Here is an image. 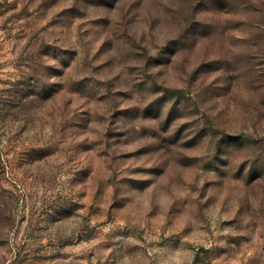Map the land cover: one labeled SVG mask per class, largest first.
I'll list each match as a JSON object with an SVG mask.
<instances>
[{
  "label": "rangeland",
  "instance_id": "1",
  "mask_svg": "<svg viewBox=\"0 0 264 264\" xmlns=\"http://www.w3.org/2000/svg\"><path fill=\"white\" fill-rule=\"evenodd\" d=\"M0 264H264V0H0Z\"/></svg>",
  "mask_w": 264,
  "mask_h": 264
}]
</instances>
